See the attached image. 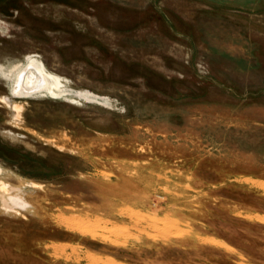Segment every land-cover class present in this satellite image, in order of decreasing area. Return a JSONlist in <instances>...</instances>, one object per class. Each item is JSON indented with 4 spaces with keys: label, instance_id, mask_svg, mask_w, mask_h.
<instances>
[{
    "label": "rangeland",
    "instance_id": "obj_1",
    "mask_svg": "<svg viewBox=\"0 0 264 264\" xmlns=\"http://www.w3.org/2000/svg\"><path fill=\"white\" fill-rule=\"evenodd\" d=\"M0 264H264V0H0Z\"/></svg>",
    "mask_w": 264,
    "mask_h": 264
},
{
    "label": "bare ground",
    "instance_id": "obj_2",
    "mask_svg": "<svg viewBox=\"0 0 264 264\" xmlns=\"http://www.w3.org/2000/svg\"><path fill=\"white\" fill-rule=\"evenodd\" d=\"M28 67H30V66H28ZM33 68V67H32ZM25 69H27V67H24V68H22V70H25ZM34 69V68H33ZM30 70V69H29ZM29 70H27L26 72H29ZM32 74V73H31ZM30 75V74H29ZM31 76V75H30ZM35 77H36V75H35ZM32 79V78H31ZM26 80V79H25ZM27 81V80H26ZM25 82V81H24ZM34 82V81H33ZM16 83H18V82H16ZM20 85V84H19ZM28 85V84H27ZM31 85V84H30ZM29 86V85H28ZM31 87H33V86H31ZM37 87V86H36ZM30 88V87H29ZM27 92V91H26Z\"/></svg>",
    "mask_w": 264,
    "mask_h": 264
}]
</instances>
